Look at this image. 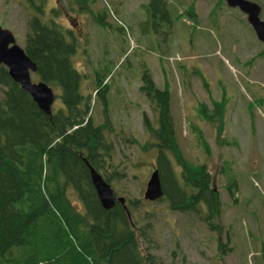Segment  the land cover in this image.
Instances as JSON below:
<instances>
[{"label": "rangeland", "instance_id": "1", "mask_svg": "<svg viewBox=\"0 0 264 264\" xmlns=\"http://www.w3.org/2000/svg\"><path fill=\"white\" fill-rule=\"evenodd\" d=\"M250 1L261 6L264 20V0ZM166 2L171 25L160 24L155 34L146 23L149 0L97 1V13L103 6L112 10L117 22L110 13L106 18L115 29L123 23L125 35L108 36L107 44L92 16L78 12L73 18L77 25L64 15L58 19L81 44L84 36L88 39L89 64L79 52L74 66L89 75L109 74L113 159L124 174L114 189L120 197L141 201L133 219L151 223V252L162 264H264V46L245 16L222 0ZM45 3L48 10L57 5L56 0ZM26 5V0H0V28L10 31L21 48L32 17ZM191 12L194 17L188 16ZM144 70L156 88L169 93L182 157L188 164L204 165L209 173L220 202L213 223L221 231L208 228L204 205L199 211H174L166 201L142 203L158 161L156 151L145 150L149 133L143 116L156 126L158 112L139 91ZM84 84L81 91L86 94L91 85ZM94 94L90 114L102 124ZM171 162L178 174L180 167L175 159ZM70 199L79 207L72 195Z\"/></svg>", "mask_w": 264, "mask_h": 264}, {"label": "trees", "instance_id": "2", "mask_svg": "<svg viewBox=\"0 0 264 264\" xmlns=\"http://www.w3.org/2000/svg\"><path fill=\"white\" fill-rule=\"evenodd\" d=\"M64 1L56 0L57 5L49 10L45 0H26L24 7L32 17L23 50L37 68L32 80L44 82L54 92L50 115L37 107L0 64V264H162L151 252V223L133 219L140 200L124 198L129 216L119 203L110 210L99 203L90 168L117 197L114 185L124 176L113 159V127L107 114L109 74L92 71L89 75L74 66L79 52L89 64L85 57L88 39L84 36L82 45L58 19L67 15L72 18L68 22L76 24L73 18L78 12L92 16L105 33L104 44L108 36L125 35L123 23L115 29L106 18L105 6L97 13L94 4L99 0ZM112 9L117 14L113 5ZM146 14V23L155 34L160 24L171 25L166 0H149ZM141 81L139 91L158 112L156 126L143 116L149 133L145 150L156 151L155 168L164 193L158 202L166 201L174 211H199L204 205L208 228L221 231L213 223L219 217L220 202L210 187L209 173L204 165L188 164L177 148L169 93L155 87L147 70ZM84 82L91 85L86 94L81 91ZM93 92L104 115L102 124L90 114ZM205 151L209 154L208 147ZM171 158L180 167L178 174Z\"/></svg>", "mask_w": 264, "mask_h": 264}, {"label": "water", "instance_id": "3", "mask_svg": "<svg viewBox=\"0 0 264 264\" xmlns=\"http://www.w3.org/2000/svg\"><path fill=\"white\" fill-rule=\"evenodd\" d=\"M222 1L229 8L238 9L246 17L257 40L264 45V20L260 18L261 7L249 0ZM0 64L6 67L10 78L30 95L37 107L43 113L50 115L55 101L52 89L44 82H32L31 74L36 73V65L28 58L25 51L16 45L14 36L2 28H0ZM90 180L103 209L110 210L115 203H119L125 207L127 216H129L124 198L115 197L110 185L93 168L90 169ZM214 191L216 192L215 189ZM163 194L159 172L155 169L150 173L143 199L155 202L162 198Z\"/></svg>", "mask_w": 264, "mask_h": 264}, {"label": "bare ground", "instance_id": "4", "mask_svg": "<svg viewBox=\"0 0 264 264\" xmlns=\"http://www.w3.org/2000/svg\"><path fill=\"white\" fill-rule=\"evenodd\" d=\"M51 111H52V109H51ZM91 169V168H90ZM91 181V180H90ZM124 207V206H123ZM124 209H125V207H124Z\"/></svg>", "mask_w": 264, "mask_h": 264}]
</instances>
